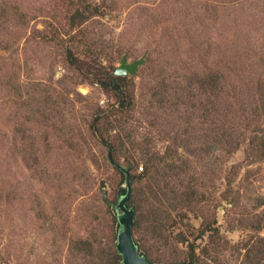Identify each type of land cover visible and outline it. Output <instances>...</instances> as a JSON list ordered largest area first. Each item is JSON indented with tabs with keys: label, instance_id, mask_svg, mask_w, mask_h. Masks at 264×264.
I'll return each mask as SVG.
<instances>
[{
	"label": "rangeland",
	"instance_id": "1",
	"mask_svg": "<svg viewBox=\"0 0 264 264\" xmlns=\"http://www.w3.org/2000/svg\"><path fill=\"white\" fill-rule=\"evenodd\" d=\"M95 2L97 13L85 10ZM75 9L85 17L72 25ZM66 43L83 59L96 46L90 59L115 66L123 53L144 55L130 74L137 155L161 157L160 184L196 188L184 220H217L219 264L248 263L246 240L264 237V158L245 154L264 124V0H0V264H87L73 240L107 245L116 230L109 208L124 180L108 159L112 144L91 125L101 112L118 114L116 99L66 61ZM213 69L226 85L193 97L190 82L198 91L195 78ZM109 132L126 151L120 127ZM148 197L135 214L155 261L148 256L183 259L186 244L162 238L151 218L165 227L173 217Z\"/></svg>",
	"mask_w": 264,
	"mask_h": 264
},
{
	"label": "trees",
	"instance_id": "2",
	"mask_svg": "<svg viewBox=\"0 0 264 264\" xmlns=\"http://www.w3.org/2000/svg\"><path fill=\"white\" fill-rule=\"evenodd\" d=\"M99 6L100 5L95 2V4L85 10L97 13L100 8ZM77 17L80 18L79 20L84 18V12L80 9H75L69 16L70 24L74 25ZM90 49L91 45L88 44L81 50L84 56L83 59L75 51L73 44L66 43L64 46V57L73 67L85 70L92 82L97 83L104 90L111 92L116 99V109L119 111L118 114L109 118V114L104 115L103 112H101L98 116L92 118L91 125L93 131H97L101 139L112 144V159L118 163L119 159L123 158L122 164L128 167L132 179L130 201L134 202L136 212L141 213V211L145 209L147 200L149 199L148 196H151L152 200L159 206L158 211L164 213L163 217H173L171 223L163 227L160 222L162 217L155 214L151 217L153 220V227L157 228L162 238L166 239L168 235H172L177 241L185 243L187 246L185 257L179 260L190 264H215L214 262L219 264V252L225 249V246L218 238L220 229L217 220L214 219L209 221L207 218H203L198 226H195L190 221L184 220L188 217L184 207L185 209L190 208L193 201H196V197H198L196 188L191 184H185L183 186L182 182H178V185L171 181L160 184L159 180L161 181L167 174L166 170H162L164 166L162 167V165H160L161 157H150L146 150L143 151V148L142 156L137 155L139 143L134 137L133 130L127 128L128 120L133 118L131 112L135 107L132 76L114 73L115 65L110 59L105 58V56H101L100 61L96 63V61L90 59V56L94 52L97 54L101 53V50L96 46L93 51ZM102 59L107 60V65L102 64ZM226 79V74L221 70L213 69L209 71L207 76L195 78V82L199 88L198 91L194 90L196 86H193L190 82L189 92L191 91L193 97H200L208 91L214 96H218L222 87L226 85ZM257 83H264V79L262 81L257 80ZM162 98L163 96L159 99V101H161L160 103L163 101ZM261 101L264 107V98ZM119 113L120 116L118 117ZM114 126H119L120 131L123 132L122 134H118L117 139L119 142L123 141L128 143L129 146L126 148V151L119 153L118 146L109 138V129ZM256 131L257 134L250 137L246 142L245 154L251 159H262L264 158V124L259 126ZM140 158L144 159V162L140 165L138 170L137 164ZM113 167L119 173L121 180H124V172L118 168L116 164H113ZM172 175L174 177L176 176L174 174ZM144 179H149V183L145 182V184H143L142 182ZM135 183H141L142 186L138 185V187H135ZM115 199L116 201L118 200V190ZM115 202H112V205ZM164 205L170 207L173 212L169 209L163 210L160 208V206ZM109 213L112 216V222L115 223L114 221L117 219V214L113 211L112 207L109 208ZM135 217V224L132 229L134 238L140 242L142 248H144L149 255L151 252V245L147 238L139 235L140 219L137 215ZM168 228L169 231L167 230ZM166 230L167 232H165ZM112 236L113 240H110L111 242H109V244L107 243V245L101 244L100 240L96 241L87 236L79 237L73 240L72 249H74L76 255L81 254L84 259H87V264H122L121 254L117 251L114 241L117 237L116 230L113 232ZM249 240L250 239H247L245 242V257L248 258L246 260L248 263L246 264H264V237L256 236L252 242ZM197 249L200 252L199 254L196 252ZM150 257L155 261V257L151 256V254Z\"/></svg>",
	"mask_w": 264,
	"mask_h": 264
},
{
	"label": "water",
	"instance_id": "3",
	"mask_svg": "<svg viewBox=\"0 0 264 264\" xmlns=\"http://www.w3.org/2000/svg\"><path fill=\"white\" fill-rule=\"evenodd\" d=\"M144 61V55L133 60H127L126 53H123L115 66L114 73L130 75L134 74L139 65ZM108 159L116 164L124 172V182L118 187V200L112 205L113 211L117 214L115 228L117 237L115 246L121 254L122 264H154L146 251L141 247L140 242L134 238L132 229L135 224L136 210L131 198L132 179L127 166L117 163L111 157V146L108 150ZM168 264H190L175 260Z\"/></svg>",
	"mask_w": 264,
	"mask_h": 264
}]
</instances>
